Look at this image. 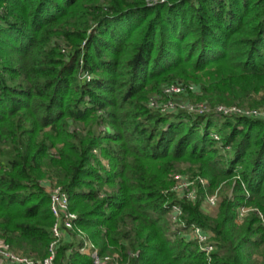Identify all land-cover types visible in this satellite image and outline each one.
Instances as JSON below:
<instances>
[{"label":"trees","instance_id":"1","mask_svg":"<svg viewBox=\"0 0 264 264\" xmlns=\"http://www.w3.org/2000/svg\"><path fill=\"white\" fill-rule=\"evenodd\" d=\"M177 80L211 107H264V0H0V242L48 256L54 184L101 256L264 264V121L149 106ZM182 165L207 180L195 202L169 192ZM191 226L211 233L209 259ZM68 235L53 264H91Z\"/></svg>","mask_w":264,"mask_h":264},{"label":"built area","instance_id":"2","mask_svg":"<svg viewBox=\"0 0 264 264\" xmlns=\"http://www.w3.org/2000/svg\"><path fill=\"white\" fill-rule=\"evenodd\" d=\"M89 80V79H86ZM181 89L177 87L166 86L163 88L162 93L168 98L166 102L159 103V98H153L149 102V106L152 108H159L161 112H171L176 110L185 109L187 112L193 115H204L208 113H214L220 116H238L248 117L264 121V107L256 109H248L241 106H223L216 105L211 107L207 102H200L195 105L190 104H178L176 94L180 93ZM195 91V90H194ZM215 141H219V138L214 136ZM175 187L172 190L176 196L185 198L189 202H195L198 199V191L192 189V183L187 181L186 178L181 176H175ZM201 186L207 184L206 181H199ZM47 191L50 200V210L54 218V225L51 229L52 242L49 246V254L43 260L32 259L29 257L18 256L10 252L7 245L0 242V264H53L55 254L58 247L69 238V233L74 235L73 239L78 242L80 246L76 248L81 255L87 256L91 259V264H123L120 262L117 254L101 256L95 247V245L86 238L85 233L77 226V216L69 210V200L67 194L60 188L52 185H47ZM205 198V197H204ZM206 203L210 206L215 205V195L208 197ZM248 212L247 209L240 208L237 214V220L240 222L242 218ZM180 210L177 206L172 205L170 207V220L175 230L177 227H184V224L179 222ZM183 235L188 238L189 241H195L198 243L200 251L204 253L208 259L210 254L215 250L212 235L209 232H204L197 226H191L183 232ZM72 236L70 237V241Z\"/></svg>","mask_w":264,"mask_h":264},{"label":"rangeland","instance_id":"3","mask_svg":"<svg viewBox=\"0 0 264 264\" xmlns=\"http://www.w3.org/2000/svg\"><path fill=\"white\" fill-rule=\"evenodd\" d=\"M84 79H90L91 77L87 74H84L82 76ZM165 86V85H164ZM167 86H170V87H177V88H180L181 91L180 93L176 94L177 96V105L178 104H182V105H185V104H190V105H195V104H198L200 102L196 101V100H191L190 97H193V98H198L201 96V90H200V87L199 85H196L195 83L193 82H184L182 80H177L173 83H169ZM166 87V86H165ZM195 90V91H194ZM235 106H238V104H235ZM183 112L187 113L188 115L192 113H189L187 112L185 109L182 110ZM214 136L218 137L219 140H220V136L216 133L215 130H211L210 132V137L214 140ZM215 141V140H214ZM216 143L219 142V141H215ZM218 146H219V143H218ZM228 148L224 147V148H221V146L219 147L218 151L220 153L224 152V151H227ZM181 168L183 169V172H174L172 174H170L169 176V179L170 181H172V185L169 189V192H172V190L174 189L175 187V180H174V177L175 176H181V177H184L187 179V181L191 182L193 185H192V189L198 191L199 193V188H200V183L199 181L200 180H204L207 182V180L203 179V178H199V177H192L191 174H189L188 172H185V168H188L186 165H182ZM208 184V183H207ZM207 184L205 186H201L203 188H205L207 186ZM219 190L220 188H218L217 190H215L213 193L211 194H205V198L203 199V202L201 204V207L202 209L209 215H214L215 212H216V203H217V198L219 196ZM215 195L216 197V201H215V205L214 206H210L206 203V199L210 196H213ZM199 196V195H198Z\"/></svg>","mask_w":264,"mask_h":264}]
</instances>
